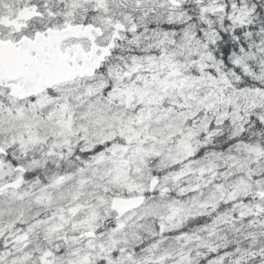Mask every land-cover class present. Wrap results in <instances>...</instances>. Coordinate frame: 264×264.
Returning a JSON list of instances; mask_svg holds the SVG:
<instances>
[{
  "label": "snow or ice",
  "instance_id": "obj_1",
  "mask_svg": "<svg viewBox=\"0 0 264 264\" xmlns=\"http://www.w3.org/2000/svg\"><path fill=\"white\" fill-rule=\"evenodd\" d=\"M0 264H264V0H0Z\"/></svg>",
  "mask_w": 264,
  "mask_h": 264
}]
</instances>
